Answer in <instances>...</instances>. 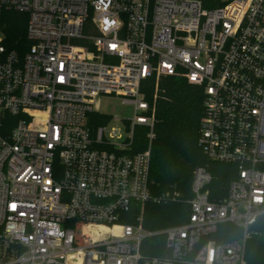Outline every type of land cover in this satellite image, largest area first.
Segmentation results:
<instances>
[{"label": "built area", "instance_id": "obj_1", "mask_svg": "<svg viewBox=\"0 0 264 264\" xmlns=\"http://www.w3.org/2000/svg\"><path fill=\"white\" fill-rule=\"evenodd\" d=\"M6 12L28 16L25 50L7 45ZM162 76L203 89L199 143L235 176L222 196L197 167L189 221L149 231L143 83L156 99ZM104 96L134 106L127 137L97 123ZM263 215L264 0H0V264H248ZM223 224L242 237L219 242ZM159 236L168 255L143 254Z\"/></svg>", "mask_w": 264, "mask_h": 264}, {"label": "trees", "instance_id": "obj_2", "mask_svg": "<svg viewBox=\"0 0 264 264\" xmlns=\"http://www.w3.org/2000/svg\"><path fill=\"white\" fill-rule=\"evenodd\" d=\"M7 45L9 48L25 50L26 25L28 16L18 12H6ZM157 81L151 78L143 83L146 98L156 108L155 139L152 145L150 171V192L159 199L168 192H176L179 201H160L154 198L145 205L143 226L149 231L163 230L187 223L191 216L193 198L192 184L194 171L199 166H208L214 176L213 189L227 194L234 178L235 166L211 163L199 143L200 123L204 115V92L200 86L192 85L185 79L162 76L158 81V94L154 98ZM98 124L107 118L95 115ZM136 151L145 150L148 139L145 129L137 133ZM174 194V193H173ZM222 200L224 198H211ZM139 213V212H137ZM243 231L232 224L219 227V242H229L242 237ZM143 254L151 257L168 255L166 238L154 237L142 246ZM246 259L248 264H264V215L251 227L247 241Z\"/></svg>", "mask_w": 264, "mask_h": 264}, {"label": "rangeland", "instance_id": "obj_3", "mask_svg": "<svg viewBox=\"0 0 264 264\" xmlns=\"http://www.w3.org/2000/svg\"><path fill=\"white\" fill-rule=\"evenodd\" d=\"M135 115L134 106L130 104H125L122 98L115 96H104L101 102V117L102 119L107 118V120H102L109 131L112 129H119L124 136H128L126 122L129 119H132ZM176 192H168L167 194L173 195ZM141 212L136 213V217L132 220V223H136L138 218H140ZM145 214V209H144Z\"/></svg>", "mask_w": 264, "mask_h": 264}]
</instances>
